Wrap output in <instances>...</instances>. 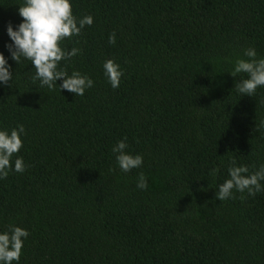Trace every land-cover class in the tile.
<instances>
[{"label":"trees","instance_id":"1","mask_svg":"<svg viewBox=\"0 0 264 264\" xmlns=\"http://www.w3.org/2000/svg\"><path fill=\"white\" fill-rule=\"evenodd\" d=\"M24 2L0 0L13 72L0 82V130L26 133L0 180V233H30L13 264H264V191L216 199L232 160L249 173L264 164V86L242 95L247 74L231 75L246 49L264 58V0H70L77 21L94 20L62 42L80 51L59 67L94 81L82 96L62 80L40 87L32 62L11 58L7 28ZM125 137L144 158L129 172L112 151Z\"/></svg>","mask_w":264,"mask_h":264},{"label":"clouds","instance_id":"2","mask_svg":"<svg viewBox=\"0 0 264 264\" xmlns=\"http://www.w3.org/2000/svg\"><path fill=\"white\" fill-rule=\"evenodd\" d=\"M19 15L23 21L14 28L9 23L7 32L13 43L7 47L11 58L18 64L21 57L32 62L36 72L33 81L40 80V87L47 86L55 89L57 81L62 80L60 90H67L76 96H82L85 90L93 87L94 81L82 75L79 71L68 74L66 68H60L62 60L70 59L79 53V49L73 48L67 51L62 47L65 39L78 36L84 26H91L94 22L91 15H87L77 21L73 15L70 0H25L19 7ZM109 43H116L115 32L109 36ZM244 55L249 59H238L235 62L234 71L231 75L247 74L246 79L236 83L235 88L242 95L253 96L258 87L264 86V58L256 59L255 48H248ZM105 75L113 88H118L123 75L120 66L112 59L107 60L104 65ZM13 79L11 65L3 53H0V82L8 85ZM25 133L23 124L13 128L9 133L7 130H0V180L6 179L9 172L13 170L12 157L19 153L23 147L22 135ZM124 140L119 141L113 147L116 153V161L120 169L129 172L140 168L144 158L140 154L132 155L126 152L128 145ZM255 167V166H253ZM14 170L23 173L26 168L23 158H17L14 162ZM230 178L218 186L216 199L224 201L232 197L233 190L244 192L255 196L258 192L264 191V164L258 170L249 173L247 165L237 166L232 160L228 169ZM137 187L146 189L148 181L144 173L138 177ZM28 230L10 225L8 230L0 233V264H13L19 261L24 239L29 236Z\"/></svg>","mask_w":264,"mask_h":264}]
</instances>
